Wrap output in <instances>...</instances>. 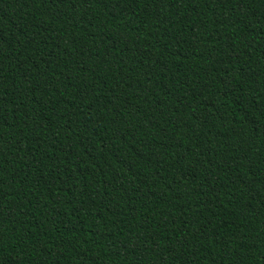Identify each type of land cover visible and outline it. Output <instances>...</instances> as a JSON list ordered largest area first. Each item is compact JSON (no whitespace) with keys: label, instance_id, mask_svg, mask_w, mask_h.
Instances as JSON below:
<instances>
[{"label":"trees","instance_id":"1","mask_svg":"<svg viewBox=\"0 0 264 264\" xmlns=\"http://www.w3.org/2000/svg\"><path fill=\"white\" fill-rule=\"evenodd\" d=\"M0 264H264V0H0Z\"/></svg>","mask_w":264,"mask_h":264}]
</instances>
